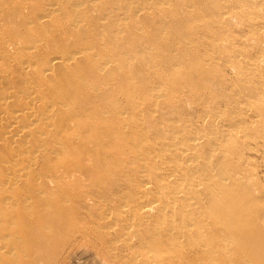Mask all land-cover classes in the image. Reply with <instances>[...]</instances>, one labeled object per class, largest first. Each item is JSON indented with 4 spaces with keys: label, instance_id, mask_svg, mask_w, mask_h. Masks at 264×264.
<instances>
[{
    "label": "bare ground",
    "instance_id": "6f19581e",
    "mask_svg": "<svg viewBox=\"0 0 264 264\" xmlns=\"http://www.w3.org/2000/svg\"><path fill=\"white\" fill-rule=\"evenodd\" d=\"M110 2L116 4L107 13L120 15L117 23L94 13ZM203 11L215 16L214 24L225 25L224 30L229 23L248 28L257 53L228 52L225 45L231 39H214L203 49L202 65L200 47L188 38L194 27H183ZM131 15L138 23L129 22ZM33 16V30L18 29L21 17L27 23ZM155 20L161 24L147 26ZM88 27L109 32L98 36L97 48L64 49V42L75 41ZM117 45L146 47L140 56L147 64L138 72L153 80V91L168 82L167 58L179 59L185 68L180 76L190 90L203 88V105L187 104L182 111L173 103L175 124L165 138L171 152H157L153 143L142 142L132 169L137 187L134 204L117 198V214L102 204L98 217L103 234L121 236L110 241L111 249L121 250L111 264H264V185L248 156L264 151V0H47L42 5L36 0H0V58L10 61L17 49L23 61L11 68L0 64L11 84L0 87V149L9 161L0 162V185L26 179L36 165L47 167L44 174H33L31 183L37 199L53 195L45 205L53 209L62 228L69 226L73 213L64 198H57L58 192L70 188L71 175L98 176L93 153L105 157L101 147L127 127L126 122L111 121L96 128L89 116L81 115L86 105L102 119L120 116L90 103L123 83L112 76L120 69L121 55L113 48ZM94 59L99 64L93 65ZM127 60L132 68L140 67L139 56ZM237 62L248 68L237 67ZM200 67L203 79L196 76ZM86 70L102 82L83 83ZM210 88L213 93L205 91ZM171 91L164 86L156 96ZM138 125L140 130L146 126L144 118ZM69 131L76 137H69ZM16 142L21 145L13 146ZM67 142L83 149L77 159L79 170L53 169L57 164L67 167L60 159L69 153ZM142 154L150 163L138 157ZM27 196L23 204L30 211ZM14 198L11 188L3 189L0 210L11 213ZM3 216L0 212V226ZM117 219L123 221L121 226ZM8 226L14 228L13 223ZM0 232L1 253L11 239ZM94 234L87 230L76 236L87 239ZM8 254L14 252L9 249Z\"/></svg>",
    "mask_w": 264,
    "mask_h": 264
},
{
    "label": "rangeland",
    "instance_id": "374dc122",
    "mask_svg": "<svg viewBox=\"0 0 264 264\" xmlns=\"http://www.w3.org/2000/svg\"><path fill=\"white\" fill-rule=\"evenodd\" d=\"M36 1L42 5L47 0ZM64 1L66 2V0ZM115 4L116 2H110L99 10L97 9L94 13L96 15L106 14L109 22L117 23L121 16L107 13ZM211 16V14L203 11V13L194 15L186 20L183 27L187 30L194 27L191 32H188V38L200 47L201 51L195 54L199 56L202 65L203 49L214 39H231L232 43L225 45V50L228 52L238 50L244 54H253V56L257 53L256 43L250 40L251 31L248 28L229 23L224 30L223 27L225 25L214 24L215 16ZM34 19L35 16L25 23L24 17H21L18 29L28 27L33 30ZM127 19L130 23H138L132 15ZM160 24L161 21L155 20L147 26L153 27ZM107 32L109 30L99 31L94 27H88L75 41L64 42L63 47L65 50L87 47L97 48L98 36ZM19 38L21 40L23 36H19ZM134 43L136 45L141 44L140 41H135ZM113 48L120 53L121 61L120 69L113 72L112 76L120 78L123 83L108 94L101 95L98 99H92L90 103L94 109L108 108L113 115L120 113V116L102 119L95 116L86 105L82 106L81 115L89 116L91 121L95 123L96 128L100 124L107 125L111 121L117 124L126 122L127 127L115 133V140L101 147L102 150L106 151L105 157L98 153H93V161L99 167L98 176L82 178L79 175H68L73 179L72 184L70 188L59 191L57 197L59 199L64 198L73 213V219L69 222L67 228H62L59 225L61 220L52 216L53 209L45 205L49 199L53 198V195L40 196L37 199V192L34 190L30 180L33 174H44L47 167H38L36 165L34 167L36 169L26 179L11 185H0V194L3 189L11 188L15 195L12 212L7 213L0 210L4 214L2 218L3 225L0 226V230L5 231L6 235L11 239L8 247H2L0 264H111V260L121 250L120 248L111 249L110 241L116 239L117 236L119 238L121 236L114 233H110V235L103 234V222L98 217L102 204H106L115 214L118 213L114 204L117 198H123L129 205L134 204L137 187L134 178L135 174L132 169L135 165L134 154L137 151H141L142 142L153 143L157 152H171V146L165 141V138L175 124L171 107L173 103L179 107L178 110L182 111L185 110L183 106L186 108L187 104H193L197 107L203 105L200 99L203 94V88L195 91L190 90L189 83L180 76L185 71V68L180 64L179 59L173 56L167 58L164 64V71L169 76L168 82L166 85L160 84L156 86L153 91V80L143 77L138 72L142 66L147 64L146 59L140 56L146 47H120L117 45ZM131 55L140 57L139 68L134 69L129 65L127 59ZM11 56L10 61H7L6 58H0V64L7 67V64H9L10 68L15 62L22 64L23 61L20 62L21 55L17 49L12 52ZM81 63L85 65L84 62ZM23 64H25V61ZM92 64L97 65L99 62L94 59ZM235 64L239 68H248V65L244 62ZM206 67L210 68V65ZM8 76L0 69V87L11 86L6 78ZM196 76L198 79H203V67L197 69ZM86 81L100 83L102 78L92 71L86 70L83 72V83ZM136 83H138V86L135 85ZM164 86L170 87L172 91L168 94L156 96L157 90ZM205 91L213 93L211 88ZM238 93L239 95L242 94L241 91H238ZM155 110H158V112H155ZM159 113L160 118H157ZM187 113L193 117L191 111H187ZM243 114L244 118H247V114ZM140 118H144L146 123V126L141 130L138 125ZM178 124L181 126L179 121ZM169 125L172 128H169ZM68 136L74 138L76 133L69 131ZM253 142L251 140V143ZM14 145L20 146L21 143L16 142ZM67 145L68 155L60 156L62 161L67 162V167L62 168L58 166L59 164H50L53 169L79 170L80 166L77 159L82 156L83 149L79 144L71 145L67 142ZM256 153L250 152L248 154L249 163L252 171L264 185V151L261 150V152ZM138 157L144 162L150 163L147 155L142 154ZM176 157L175 155L172 156V158ZM4 158H6V154L4 149L1 148L0 162H9ZM74 173L79 174V172ZM26 196L27 201L31 205L30 211L24 208L23 199ZM9 223H13L14 228H9ZM122 224L123 221L117 219V225L121 226ZM58 225L59 228L55 229ZM87 230H93L95 234L87 239H79V236H76L79 231ZM116 243L120 245L119 241ZM9 249L14 252L13 256L8 254Z\"/></svg>",
    "mask_w": 264,
    "mask_h": 264
}]
</instances>
